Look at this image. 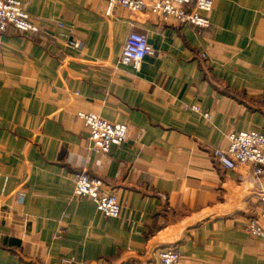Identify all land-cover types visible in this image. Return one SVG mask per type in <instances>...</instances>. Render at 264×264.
I'll return each instance as SVG.
<instances>
[{
    "label": "crops",
    "instance_id": "1",
    "mask_svg": "<svg viewBox=\"0 0 264 264\" xmlns=\"http://www.w3.org/2000/svg\"><path fill=\"white\" fill-rule=\"evenodd\" d=\"M22 1L41 30L9 27L0 46V264H158L169 248L184 264H264L247 228L264 174L212 155L230 132L264 133V0H215L202 31L107 16L106 0ZM132 31L152 49L139 69L121 61ZM81 110L127 124L125 142L93 149ZM82 171L119 217L75 194Z\"/></svg>",
    "mask_w": 264,
    "mask_h": 264
},
{
    "label": "built area",
    "instance_id": "2",
    "mask_svg": "<svg viewBox=\"0 0 264 264\" xmlns=\"http://www.w3.org/2000/svg\"><path fill=\"white\" fill-rule=\"evenodd\" d=\"M214 4L215 0H106L105 14L111 16L117 6H123L132 12H151L164 22L175 20L182 24L188 23L202 31L212 26L210 12ZM9 27L32 34L41 30L22 0H0V46ZM72 44L80 46L76 41ZM151 52L148 37L132 31L126 39L121 61L139 69L144 58ZM194 109L201 110L197 105ZM77 114L89 129L92 148L99 152L107 154L112 145H122L127 139V124L111 122L92 111L81 110ZM204 115L208 116V112H204ZM227 140L226 147L213 150L212 155L216 163L228 170L236 169L239 165L253 164L257 175L264 174V133L256 129L233 131L228 133ZM74 181L75 194L93 200L103 216L121 215L122 205L116 195L106 189L102 179L91 177L82 171L75 174ZM247 228L254 237L264 239V191L260 194L259 211L249 219ZM158 264L184 263L181 260V252L169 248L159 253Z\"/></svg>",
    "mask_w": 264,
    "mask_h": 264
}]
</instances>
